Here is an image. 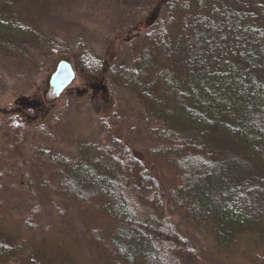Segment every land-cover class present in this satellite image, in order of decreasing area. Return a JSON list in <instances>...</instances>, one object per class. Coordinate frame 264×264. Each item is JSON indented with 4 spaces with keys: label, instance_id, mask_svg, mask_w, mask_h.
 <instances>
[{
    "label": "trees",
    "instance_id": "16d2710c",
    "mask_svg": "<svg viewBox=\"0 0 264 264\" xmlns=\"http://www.w3.org/2000/svg\"><path fill=\"white\" fill-rule=\"evenodd\" d=\"M157 3L155 29L138 41L124 81L142 100L140 121L156 126L158 146L144 149V161L92 144L73 158L32 144L25 162L13 149H0V264H77L65 241L55 255L33 245L39 206L26 209L29 219L18 234L9 230L13 203L26 208L39 193L99 217L89 231L95 264H205L173 214L215 243L225 260L264 264V1ZM47 10L45 0H0L5 58H25L5 41L8 32L26 36L39 56H66L65 39L38 22ZM85 60L94 74L97 61ZM21 128L13 127V148L23 143Z\"/></svg>",
    "mask_w": 264,
    "mask_h": 264
},
{
    "label": "rangeland",
    "instance_id": "374dc122",
    "mask_svg": "<svg viewBox=\"0 0 264 264\" xmlns=\"http://www.w3.org/2000/svg\"><path fill=\"white\" fill-rule=\"evenodd\" d=\"M264 1V0H263ZM47 12L38 19L51 33L63 37L68 45L66 56H39L26 38L11 32L5 41L25 54V58H5L0 53V149H13L26 161L31 145L54 156L73 158L83 144L97 145L119 155L129 153L144 161V149L158 146L152 131L156 128L140 121L142 100L129 92L124 74L136 62V45L154 31L152 17L157 0H45ZM122 6L141 10L124 13ZM17 49V50H18ZM92 57L99 69L88 74L85 58ZM69 62L76 80L61 97L50 87V78L58 64ZM21 126L23 143L14 146L13 127ZM19 136L21 135L18 133ZM33 178L41 177L30 168ZM22 183V181H21ZM8 228L20 232L29 219L26 209L41 208L39 230L32 235L33 245L47 255H55L57 244L67 242L75 250L74 262L95 264L89 231L99 217L67 200L39 193L38 200H27L26 208L13 203ZM66 211L65 216L53 208ZM179 233L197 250L205 264H242L225 260L217 245L186 225L182 214L170 216ZM7 264H20L13 260Z\"/></svg>",
    "mask_w": 264,
    "mask_h": 264
},
{
    "label": "water",
    "instance_id": "95a60500",
    "mask_svg": "<svg viewBox=\"0 0 264 264\" xmlns=\"http://www.w3.org/2000/svg\"><path fill=\"white\" fill-rule=\"evenodd\" d=\"M75 80L76 72L73 66L67 61L60 62L55 73L50 78V87L53 94L57 98L61 97V95L71 87Z\"/></svg>",
    "mask_w": 264,
    "mask_h": 264
}]
</instances>
